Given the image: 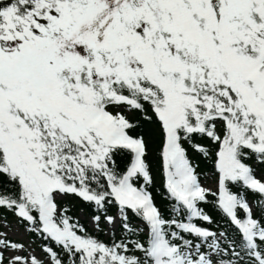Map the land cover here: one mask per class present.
<instances>
[{
    "label": "snow or ice",
    "instance_id": "1",
    "mask_svg": "<svg viewBox=\"0 0 264 264\" xmlns=\"http://www.w3.org/2000/svg\"><path fill=\"white\" fill-rule=\"evenodd\" d=\"M13 222L0 264H264V0H0Z\"/></svg>",
    "mask_w": 264,
    "mask_h": 264
},
{
    "label": "rangeland",
    "instance_id": "2",
    "mask_svg": "<svg viewBox=\"0 0 264 264\" xmlns=\"http://www.w3.org/2000/svg\"><path fill=\"white\" fill-rule=\"evenodd\" d=\"M202 183L205 186H213V179L210 175H207L205 179H203ZM0 231H8V238L13 241H20L25 244L29 251L35 250L37 255H41L40 248L37 243L32 242L26 235L23 234V229L16 228L14 222L12 224H6L5 228H1ZM15 253L6 252L5 256L13 255ZM21 255H25L26 253H20Z\"/></svg>",
    "mask_w": 264,
    "mask_h": 264
},
{
    "label": "trees",
    "instance_id": "3",
    "mask_svg": "<svg viewBox=\"0 0 264 264\" xmlns=\"http://www.w3.org/2000/svg\"><path fill=\"white\" fill-rule=\"evenodd\" d=\"M201 168H202V174H201V181H202L203 179H205V177L207 175H211V166L210 165H208V166L202 165ZM157 184H159V180L158 179H157ZM154 195L156 196L158 203H160L161 202V197H159V194L158 193H154ZM8 221H12V217L11 216H8ZM219 223L222 225L223 222L222 221H219ZM207 226L213 228L214 230L217 227L216 224H214V225H207ZM0 230H1V228H0ZM221 230H223L222 227H221ZM27 237L32 242L37 243L38 246H39V248L41 249V246L44 243L43 241H41L38 237H35V236H27ZM101 238L102 239H106V237H104L103 234H101Z\"/></svg>",
    "mask_w": 264,
    "mask_h": 264
}]
</instances>
